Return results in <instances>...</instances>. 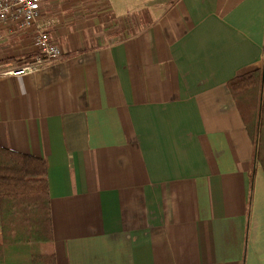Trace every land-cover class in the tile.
<instances>
[{
    "label": "crops",
    "instance_id": "obj_1",
    "mask_svg": "<svg viewBox=\"0 0 264 264\" xmlns=\"http://www.w3.org/2000/svg\"><path fill=\"white\" fill-rule=\"evenodd\" d=\"M59 9L63 55L37 71L2 74L35 27L0 37V146L47 160L57 263L264 264V170L227 86L264 63V0Z\"/></svg>",
    "mask_w": 264,
    "mask_h": 264
},
{
    "label": "trees",
    "instance_id": "obj_2",
    "mask_svg": "<svg viewBox=\"0 0 264 264\" xmlns=\"http://www.w3.org/2000/svg\"><path fill=\"white\" fill-rule=\"evenodd\" d=\"M227 86L264 170V63ZM47 169L45 158L0 146V264H58Z\"/></svg>",
    "mask_w": 264,
    "mask_h": 264
},
{
    "label": "built area",
    "instance_id": "obj_3",
    "mask_svg": "<svg viewBox=\"0 0 264 264\" xmlns=\"http://www.w3.org/2000/svg\"><path fill=\"white\" fill-rule=\"evenodd\" d=\"M42 1L44 0H0V37L2 36L1 29L4 27L12 31L35 27L34 48L38 52L32 61L3 64L2 74L23 76L39 70L48 61L62 57V47L48 30L53 20L47 19L46 22H42Z\"/></svg>",
    "mask_w": 264,
    "mask_h": 264
},
{
    "label": "rangeland",
    "instance_id": "obj_4",
    "mask_svg": "<svg viewBox=\"0 0 264 264\" xmlns=\"http://www.w3.org/2000/svg\"><path fill=\"white\" fill-rule=\"evenodd\" d=\"M68 1V0H67ZM66 0H56L54 3H53V7H51L50 8V10H49V8L48 9H46V6L49 4V1H47V0H44V1H42V5H43V9L45 8V11L43 10V13H47V11H55V13H56V9H61L62 8V6L67 2ZM59 9V10H60ZM41 15H42V12H41ZM50 32V31H49Z\"/></svg>",
    "mask_w": 264,
    "mask_h": 264
}]
</instances>
